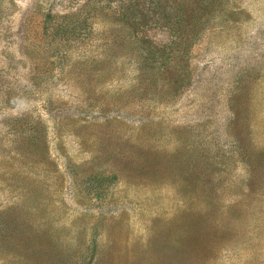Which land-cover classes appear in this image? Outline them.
<instances>
[{
	"label": "rangeland",
	"instance_id": "1",
	"mask_svg": "<svg viewBox=\"0 0 264 264\" xmlns=\"http://www.w3.org/2000/svg\"><path fill=\"white\" fill-rule=\"evenodd\" d=\"M0 264H264V0H0Z\"/></svg>",
	"mask_w": 264,
	"mask_h": 264
},
{
	"label": "trees",
	"instance_id": "2",
	"mask_svg": "<svg viewBox=\"0 0 264 264\" xmlns=\"http://www.w3.org/2000/svg\"><path fill=\"white\" fill-rule=\"evenodd\" d=\"M132 3L133 4H131L130 2H129V5H128V8H132V11L134 10V12H136V11H138L139 9H141L140 8V4H139V1H132ZM131 4V5H130ZM143 8H144V5H143ZM138 13V12H137ZM136 17H138L137 19V21L134 23L135 25H133V27L134 28H136V26H140L142 23L141 22H139L140 21V19H141V17H139V16H135V18ZM125 18H128V16H127V14H125V13H123V14H121V17H119V19H122V20H126ZM68 29V26H66V25H62V26H57V33L58 34H62L63 33V35H64V33H66L65 31ZM61 32V33H60Z\"/></svg>",
	"mask_w": 264,
	"mask_h": 264
}]
</instances>
